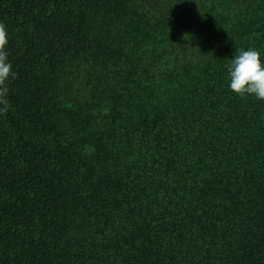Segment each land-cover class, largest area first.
<instances>
[{"label": "trees", "instance_id": "1", "mask_svg": "<svg viewBox=\"0 0 264 264\" xmlns=\"http://www.w3.org/2000/svg\"><path fill=\"white\" fill-rule=\"evenodd\" d=\"M0 264H264V0H0Z\"/></svg>", "mask_w": 264, "mask_h": 264}, {"label": "clouds", "instance_id": "2", "mask_svg": "<svg viewBox=\"0 0 264 264\" xmlns=\"http://www.w3.org/2000/svg\"><path fill=\"white\" fill-rule=\"evenodd\" d=\"M7 46L8 31L5 24L0 22V116L11 108L8 82L10 78L15 79L17 76L8 61ZM227 72L229 88L237 96H254L257 100L264 101V60L258 50L237 49L234 58L227 65Z\"/></svg>", "mask_w": 264, "mask_h": 264}]
</instances>
